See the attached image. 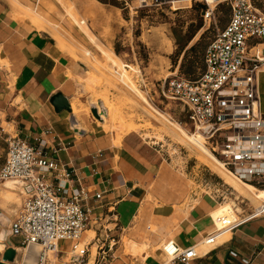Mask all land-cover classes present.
<instances>
[{
    "label": "crops",
    "instance_id": "1",
    "mask_svg": "<svg viewBox=\"0 0 264 264\" xmlns=\"http://www.w3.org/2000/svg\"><path fill=\"white\" fill-rule=\"evenodd\" d=\"M81 69L82 62L60 49L50 31L17 17L10 4L0 0V166L10 136L25 139L56 159L59 168L73 171L69 184L88 190L86 233L94 232L91 247L113 245L103 264H163L166 257L157 248L163 241L174 239L189 247L214 230L212 212L220 204L219 195L188 192L187 173L172 167L141 132L131 131L115 144L113 134L99 129L87 114L77 116L71 96ZM57 93L68 98L71 110H56L51 98ZM259 93L264 114V72ZM203 180L217 192L224 187L206 174ZM123 240L145 243L150 252L143 259L126 255ZM12 245L24 248L26 255L28 248ZM99 255L97 250L94 258L100 260ZM191 264H264V217L246 221Z\"/></svg>",
    "mask_w": 264,
    "mask_h": 264
},
{
    "label": "built area",
    "instance_id": "2",
    "mask_svg": "<svg viewBox=\"0 0 264 264\" xmlns=\"http://www.w3.org/2000/svg\"><path fill=\"white\" fill-rule=\"evenodd\" d=\"M120 1L130 13L174 2L189 7L202 4V15L210 21L221 5L230 10L228 22L206 47L203 68L197 76L186 77L177 68L161 82V94L182 107L187 122L179 124L200 132L224 171L251 184L259 203L246 214L234 208V217L219 216L218 223L214 219V230L198 244L183 247L174 239L162 244L166 257L163 264H191L246 221L264 217V114L259 93V77L264 72V10L256 0ZM115 73L120 74V70L115 69ZM40 143L45 142L41 139ZM72 174L25 139L10 136L5 161L0 166V184L11 182L23 196L9 226L10 236L21 239L19 247H40L37 264H49L51 250L65 264H90L93 239L84 237L90 221V209L85 205L89 193L82 185L69 184ZM101 196L96 194L97 199ZM67 240L71 241L70 248L60 251V242ZM14 248L18 252V247ZM112 248L113 245H97L100 260L94 258L92 264L105 263Z\"/></svg>",
    "mask_w": 264,
    "mask_h": 264
},
{
    "label": "rangeland",
    "instance_id": "3",
    "mask_svg": "<svg viewBox=\"0 0 264 264\" xmlns=\"http://www.w3.org/2000/svg\"><path fill=\"white\" fill-rule=\"evenodd\" d=\"M6 1L12 9L13 3L17 1L29 13H37L39 23L43 26L35 25L50 31L60 49L66 51L73 60L82 62L83 69L80 74L75 75V92L71 96V102L82 103L81 113L87 114L96 125L94 116L98 115L92 109L97 107L98 114V106L104 103L108 114L105 111L103 121L99 118L105 122V126H100L99 129L112 133L115 144L131 131L141 132L162 150L172 167L187 173L188 192L219 195L220 204L212 212L215 220L222 212H229L234 217V208L239 213H246L252 205L259 203L256 198L253 200L254 195L252 196L253 193L247 186L226 173L199 146L194 142L195 145L191 144L181 130L180 132L156 112L164 114L172 122H187L182 107L161 94V82L173 75L177 68L180 74L189 77L186 71L191 61H195L194 67L199 72L207 45L218 29L228 22L230 10L226 5L218 7L214 19L210 21L205 20L199 5L189 7L181 2L130 13L123 8L120 0ZM113 1L117 4H113ZM256 1L264 10V0ZM14 13L21 19H28L20 13ZM83 19L86 20L85 23H82ZM199 24L201 27L197 29ZM195 44L196 50L190 51L189 48ZM115 69H119L120 74H116ZM75 77L70 74L73 81ZM106 104L113 105L111 114ZM182 127L189 133H194L190 125L183 124ZM205 174L213 182L220 181L224 184L221 191L217 192L212 185L206 184L203 180ZM11 184H0V193L11 191L19 200L7 204L0 200V213L6 217L5 224H0V233L3 229L10 231V223L23 200L22 194ZM153 223L151 227L156 232L157 223ZM91 234L94 236V232H88L84 237L89 241L93 237ZM226 238L228 236L224 237ZM165 241L157 248H161ZM4 242L0 260L6 249L13 247L12 242L20 245L21 239L9 234ZM123 244L125 254L131 257L143 259L150 252L145 243L139 246L123 240ZM70 245V240L62 241L59 250L65 252ZM151 248L156 249L153 246ZM201 249L204 250L205 246H201ZM92 252L93 256L97 253L96 245ZM22 260L23 250H19L12 264H23ZM55 262L63 261L54 253L49 264Z\"/></svg>",
    "mask_w": 264,
    "mask_h": 264
},
{
    "label": "bare ground",
    "instance_id": "4",
    "mask_svg": "<svg viewBox=\"0 0 264 264\" xmlns=\"http://www.w3.org/2000/svg\"><path fill=\"white\" fill-rule=\"evenodd\" d=\"M13 10L17 13V14H22L23 16H25L26 18H28L29 20H31V22H33L34 24H36L38 27H42L43 24L39 23V15L35 12H32V13H29L27 10H25L24 6L22 4H20L19 2H15L13 3ZM59 41V40H58ZM60 42V41H59ZM79 100V99H78ZM106 99H104L105 101ZM81 101V100H80ZM82 104V103H81ZM80 104V102H72V105H73V111L74 113L78 116L81 111L83 110L82 109V105ZM107 107L109 108V112L111 114L112 110H114V107L113 105H109V104H106ZM97 108V107H96ZM87 109V108H86ZM88 110V109H87ZM105 111L106 113L108 114L107 112V109L106 107L104 106V103L102 106H98V116H94V119L96 120V123L98 126H101L100 122L101 123H105V122H102L103 121V117L106 116L105 115ZM162 118H164L166 121L170 122L171 124L175 125L176 129H178L179 131L181 130L188 138V141L191 142V144L194 142L196 144V146H199L198 148L201 149V151L209 156L211 159H213L219 166L220 164L218 163V160L215 158V156L208 150L207 146L205 145V141H204V137L203 135L200 133V132H196V133H189L188 131H186L182 125H180L178 122H172L168 117H166L164 114L156 111ZM102 119V121L99 120ZM81 119V117H80ZM100 121V122H99ZM102 127V126H101ZM180 131V132H181ZM201 142H200V140ZM193 143V144H194ZM194 144V145H195ZM221 167V166H220ZM245 186H247L250 190H251V194L253 192V186L249 183H246V182H239ZM11 188V187H9ZM2 190V189H1ZM253 196V194H252ZM0 200L3 201L4 204H7L9 202H13V201H16V200H19L17 198V196L15 195V193L11 192V191H6L4 193H0ZM253 200H255V197L253 196ZM222 215H229V218H232L231 217V214L229 212H222L221 214H219L217 217H216V221L218 220V217L219 216H222ZM5 215H3L2 213H0V224L4 225L5 222H6V219H5ZM218 223V221H217ZM1 227V226H0ZM7 236V231H5V229H3V231L0 233V251L3 252L4 251V245H5V238ZM228 237L230 236L227 235ZM25 247V246H23ZM93 247V246H92ZM25 248H28L27 250V253L25 256H23V260H22V263L23 264H37V256L40 252V247L38 245H31L29 247H25ZM17 250H23V254H24V248H17ZM55 251H49L48 254H49V257L52 258L53 257V254H54ZM36 253V254H35ZM93 254V253H92ZM95 257V255H91V258L93 259Z\"/></svg>",
    "mask_w": 264,
    "mask_h": 264
},
{
    "label": "water",
    "instance_id": "5",
    "mask_svg": "<svg viewBox=\"0 0 264 264\" xmlns=\"http://www.w3.org/2000/svg\"><path fill=\"white\" fill-rule=\"evenodd\" d=\"M51 102L54 104L57 111H62L64 109L71 110V104L66 96H64L62 93H57L52 96ZM93 113L97 114V109H92ZM10 234V231H7V236ZM6 236V238H7ZM5 238V239H6ZM16 256V250L14 247L9 246L2 257V260H0V264H12Z\"/></svg>",
    "mask_w": 264,
    "mask_h": 264
},
{
    "label": "trees",
    "instance_id": "6",
    "mask_svg": "<svg viewBox=\"0 0 264 264\" xmlns=\"http://www.w3.org/2000/svg\"><path fill=\"white\" fill-rule=\"evenodd\" d=\"M101 1H104V0H101ZM112 3H113V4H117L116 1H113ZM199 6H200V8H205V6L202 5V4H200ZM200 27H201V24H199V26H198L197 29H199ZM196 48H197V44L191 46V47L189 48V50H190V51H195ZM194 65H195V61H191L190 64L188 65V68H187V71H186V74L189 75V77L192 78V79L195 78V77L197 76V71H196ZM202 68H203V66H202ZM202 68H201V69H202Z\"/></svg>",
    "mask_w": 264,
    "mask_h": 264
}]
</instances>
